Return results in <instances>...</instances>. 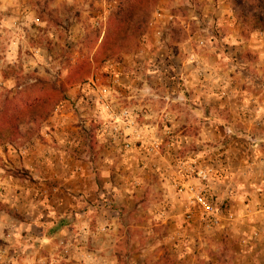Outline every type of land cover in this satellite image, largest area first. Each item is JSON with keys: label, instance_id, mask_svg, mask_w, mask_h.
I'll use <instances>...</instances> for the list:
<instances>
[{"label": "crops", "instance_id": "0c3cea01", "mask_svg": "<svg viewBox=\"0 0 264 264\" xmlns=\"http://www.w3.org/2000/svg\"><path fill=\"white\" fill-rule=\"evenodd\" d=\"M201 1L189 15L217 29L204 46L194 34L171 37L170 22L96 70L106 84L117 78V107L139 113L143 139L99 133L106 112L82 102L89 92L78 84L36 135L0 150L2 198L21 215H1L0 233L10 231L19 262L264 264V31L245 35L229 0ZM25 9L0 14L2 33L19 19L0 66L28 45L31 21L50 25ZM152 139L159 151L148 150ZM180 161L205 178L183 176ZM179 183L205 184L232 217L205 228Z\"/></svg>", "mask_w": 264, "mask_h": 264}, {"label": "rangeland", "instance_id": "374dc122", "mask_svg": "<svg viewBox=\"0 0 264 264\" xmlns=\"http://www.w3.org/2000/svg\"><path fill=\"white\" fill-rule=\"evenodd\" d=\"M201 2L203 1L158 0L153 10L160 6L173 14L174 17L169 27L171 29L169 33H172L171 37L175 36L179 38L194 34L198 38L208 36L209 38L211 37L210 39H213L217 33L215 23L211 25V21L209 22L208 20L197 21L189 15V10L197 12L202 9L199 4ZM3 3L5 4L4 7H2ZM118 4L119 0H0L1 15H15L16 12H20L23 7H26V11H35L39 17L48 19V23L50 24L45 25L41 23V25H36L34 21H31L32 26L38 27V30H27L26 33L29 36L27 44L29 46L25 45V48L18 49L17 54L16 48L13 52L11 49H8L9 57L4 55L6 58L0 66V73L3 78V81L0 83V108L9 107V114H17L19 117L18 127L24 133L23 138L25 139H19L16 142L2 141L0 142V150L3 149L6 143H16L18 145L36 135L41 125L48 120V117L56 109L57 105L65 99L66 92L80 82H73L70 88L61 93V95L64 94V97L50 109L49 113L40 121L38 128L33 126L25 114L24 100L28 97H48L55 94L50 89L51 84L59 91L61 90V84L63 85L65 82L67 84V80L69 79L72 81L79 71L83 72L84 78L91 72H96L99 66L91 64L89 71L86 70V67L97 50L96 46L103 36L110 14L117 9ZM229 5L232 11H234L231 0H229ZM103 12L107 14L105 23L103 21L98 24L94 22L99 19ZM18 20L17 18V22ZM11 26L5 27L8 29L7 33L0 32L1 46H7V44L10 46L12 44L11 39L17 33L14 29L13 20ZM208 26L209 29L207 30L206 27ZM147 27L148 22L146 31H148ZM143 34L139 35L134 43L141 39ZM50 35L51 37H49ZM2 36L5 37L4 41H1ZM19 46H22L21 43H19ZM34 46L37 48H34ZM124 51L126 52L127 50ZM39 80L48 81L46 86L42 85L44 87L43 90L46 92L38 93L34 91L33 84H38ZM4 161L0 153V166L5 163ZM2 171L0 167V176L3 174ZM4 201V198L0 197V217L1 215L21 217L20 213L14 208L7 207ZM13 206L15 207L14 204ZM2 228L4 238H0V264H24L23 262H19L20 259L15 258L13 246L11 245L13 239L11 241L6 239L7 237H12L10 231H6L4 226ZM164 259V262L167 264V258L165 257ZM28 264L65 263L60 261Z\"/></svg>", "mask_w": 264, "mask_h": 264}, {"label": "trees", "instance_id": "16d2710c", "mask_svg": "<svg viewBox=\"0 0 264 264\" xmlns=\"http://www.w3.org/2000/svg\"><path fill=\"white\" fill-rule=\"evenodd\" d=\"M158 0H119L117 9L110 14L103 36L96 46L97 50L88 62L86 70L89 71L91 64L100 66L112 58H117L124 50H128L136 38L146 31L149 15L156 6ZM233 12L243 25V33L248 35L255 30L264 31V0H231ZM173 38H176L173 36ZM85 73V72H84ZM86 78V77H85ZM83 72L67 84H61V90H57L51 84L50 89L55 94L44 97H32L24 100L25 114L35 128L39 127L40 121L49 113L50 109L59 102L73 82L85 80ZM47 80H39L33 84L34 91L46 92ZM43 85V86H42ZM41 87V88H40ZM17 107V106H16ZM9 107L0 108V142H16L23 138L24 133L18 127L17 114L10 113Z\"/></svg>", "mask_w": 264, "mask_h": 264}, {"label": "built area", "instance_id": "2783aa9c", "mask_svg": "<svg viewBox=\"0 0 264 264\" xmlns=\"http://www.w3.org/2000/svg\"><path fill=\"white\" fill-rule=\"evenodd\" d=\"M107 14L103 12V14L99 17V19L95 20L97 24L101 21L105 23ZM173 19V15L164 8L158 6L156 7L149 20H148V31L143 34V40H145L146 35L151 31L155 35L161 37L162 31L160 27H165L166 24L170 23ZM35 22V20H34ZM15 27H18L19 20H14ZM103 33V32H102ZM148 37V35H147ZM211 38V37H210ZM207 37L197 38L196 42L200 46H204L208 40ZM116 77H112L114 83L117 82ZM106 84L102 82L101 76L97 72H91L83 82L79 83V86L85 87L88 90V94L83 98L82 102L87 105H95L97 104L104 112H106L105 120L102 122V128L99 130V133L111 131L115 138H118L124 135L125 129H132V132L135 133L137 139H143L141 130L143 127L139 122V113L135 111L130 106L123 105L117 107V103L115 101V94L118 93L117 85L114 83ZM63 104V101L57 105V108ZM123 147H128L127 142L123 143ZM160 143L157 139L150 140L149 149L150 151H159ZM180 171L183 176H197L199 178L204 179L203 170L198 169L196 162H188L180 161L179 162ZM176 189L178 193H187L189 195V200L192 205L195 206L200 212V219L202 225L205 228H211L218 224L220 215H225L228 218H231L230 212L225 208V206H220L216 204L214 199L207 193V186L205 184L199 185H189L184 186L176 184ZM16 196L18 193H15ZM7 195L6 184L3 182V178L0 179V197H4ZM18 197V196H17ZM18 199H20L18 197ZM26 200V199H25ZM191 213L187 211L185 213L186 218H190ZM63 246V250L66 246L63 242H61ZM67 248V247H66ZM1 257V255H0Z\"/></svg>", "mask_w": 264, "mask_h": 264}, {"label": "clouds", "instance_id": "9594fccd", "mask_svg": "<svg viewBox=\"0 0 264 264\" xmlns=\"http://www.w3.org/2000/svg\"><path fill=\"white\" fill-rule=\"evenodd\" d=\"M129 131H131V130H129ZM165 131H167V129ZM201 155H203V153H201ZM190 162H192V161H190ZM0 238H4L2 233H0ZM6 239H8L9 241H11L12 240V237H7ZM16 244H19V242L16 241ZM20 251H25V249L23 248V245H19L18 252H20Z\"/></svg>", "mask_w": 264, "mask_h": 264}]
</instances>
